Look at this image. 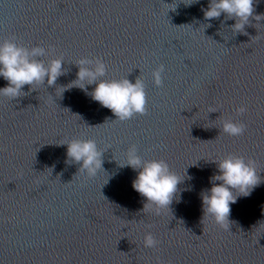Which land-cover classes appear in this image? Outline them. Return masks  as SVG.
Masks as SVG:
<instances>
[{
	"label": "water",
	"instance_id": "obj_1",
	"mask_svg": "<svg viewBox=\"0 0 264 264\" xmlns=\"http://www.w3.org/2000/svg\"><path fill=\"white\" fill-rule=\"evenodd\" d=\"M184 2L0 0V42L42 46L37 59L60 58L63 69L54 85L0 95V264H264V19L234 33L224 13L205 19L209 0ZM254 12L264 15V0ZM85 57L86 67L104 62L102 79L139 77L146 112L117 119L91 97L94 83L62 91ZM225 119L243 133L223 132ZM73 139L101 151L95 176L66 157ZM133 145L183 178L169 209L142 210L138 170L123 165ZM228 154L255 161L261 182L230 204L225 230L203 216L201 193Z\"/></svg>",
	"mask_w": 264,
	"mask_h": 264
},
{
	"label": "clouds",
	"instance_id": "obj_2",
	"mask_svg": "<svg viewBox=\"0 0 264 264\" xmlns=\"http://www.w3.org/2000/svg\"><path fill=\"white\" fill-rule=\"evenodd\" d=\"M193 2L194 0H187L184 3L189 5ZM167 5H171L168 9L175 10V3ZM202 11L206 20L218 18L222 13L225 14L226 19H234L235 23L231 25L234 33L247 34L244 29L245 25L250 23V17L256 21L264 19V15L254 12V0H209L207 8ZM44 55L45 48L42 46L25 47L11 39L0 42V77L7 81L6 86L0 88V95L12 99L25 95L22 91L24 85L31 87L42 83L45 78L49 85H54L63 71L62 59H50L45 65L42 60L37 59ZM89 64H92V61L86 57L78 60L75 80L63 86L62 91L71 86L87 91L85 84L94 83L95 87L90 92L91 97L110 109L117 119L124 121L134 114L146 112L144 83L139 77L134 83L127 78L105 80L101 78L105 73L104 62L97 58L94 67L85 66ZM163 71L164 65L161 64L151 73L156 86L162 84ZM246 110V107L241 105L236 111L242 114ZM244 128L243 123L233 122L231 119L222 121L223 132L231 136L241 135ZM63 144L66 145V157L79 163L78 170L86 171L89 176H95L101 169L102 153L98 150L95 141L73 139ZM126 161L123 165L138 170L132 181V187L145 198L146 202L142 210L148 211L152 206L157 210L169 209L178 192L177 186L183 178L171 171L163 159H141L135 145L128 149ZM215 162L218 172L210 177V188L201 193L203 216L211 217L215 223L228 230L230 204L236 202L238 194L249 195L253 187L261 182V178L252 159L246 160L242 156L228 154ZM143 243L145 247L154 248L158 242L148 232L145 233Z\"/></svg>",
	"mask_w": 264,
	"mask_h": 264
}]
</instances>
